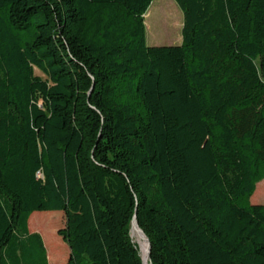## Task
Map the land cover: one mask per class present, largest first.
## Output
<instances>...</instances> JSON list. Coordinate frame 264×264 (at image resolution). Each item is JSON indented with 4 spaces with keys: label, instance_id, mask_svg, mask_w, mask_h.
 <instances>
[{
    "label": "trees",
    "instance_id": "trees-1",
    "mask_svg": "<svg viewBox=\"0 0 264 264\" xmlns=\"http://www.w3.org/2000/svg\"><path fill=\"white\" fill-rule=\"evenodd\" d=\"M175 2L0 0V264H264V0Z\"/></svg>",
    "mask_w": 264,
    "mask_h": 264
},
{
    "label": "rangeland",
    "instance_id": "rangeland-1",
    "mask_svg": "<svg viewBox=\"0 0 264 264\" xmlns=\"http://www.w3.org/2000/svg\"><path fill=\"white\" fill-rule=\"evenodd\" d=\"M151 11L150 19V30L148 31L147 27V43L149 46H178L182 42V27H183V14L179 7L177 6L175 0H153L151 7L148 10V13ZM178 22L179 26L175 27V23ZM36 75L43 78L44 75L36 70ZM263 194V196H262ZM259 200V203L253 202V198ZM252 205H264V181L260 182L257 185L256 191L251 198ZM33 215H46L48 219L47 229L51 234V237L46 235L47 241L50 247L57 249L58 254L55 257L57 258L56 263L67 264L69 259V248L67 244L64 243L61 237L58 236V231L64 229L66 226V217L61 212H38ZM32 215V216H33ZM31 219V218H30ZM53 220V221H49ZM54 224H51V223ZM30 228V227H29ZM31 232L39 233L38 230L30 228ZM42 236V235H41ZM132 237L136 244L140 247L142 256L143 246L147 249V244L143 242V238L136 232L132 231ZM43 238V237H42ZM53 238V240H51ZM44 240V239H43ZM47 250V248H46ZM48 253V250H47ZM54 259V260H55Z\"/></svg>",
    "mask_w": 264,
    "mask_h": 264
},
{
    "label": "water",
    "instance_id": "water-1",
    "mask_svg": "<svg viewBox=\"0 0 264 264\" xmlns=\"http://www.w3.org/2000/svg\"><path fill=\"white\" fill-rule=\"evenodd\" d=\"M132 228H133V231L138 233L143 239H145V241L147 243L146 256L143 257L144 264H147V262L150 260V254H151L150 240L145 236L144 232L139 228L136 217H134V219H133Z\"/></svg>",
    "mask_w": 264,
    "mask_h": 264
},
{
    "label": "bare ground",
    "instance_id": "bare-ground-1",
    "mask_svg": "<svg viewBox=\"0 0 264 264\" xmlns=\"http://www.w3.org/2000/svg\"><path fill=\"white\" fill-rule=\"evenodd\" d=\"M143 242H145L146 243V241H145V239H143ZM147 244V243H146ZM144 248V250H143V254L146 256V248H145V246H143ZM147 264H148V262H147Z\"/></svg>",
    "mask_w": 264,
    "mask_h": 264
}]
</instances>
